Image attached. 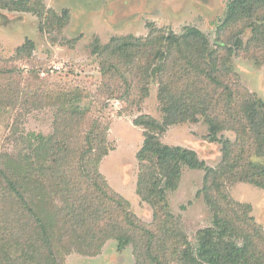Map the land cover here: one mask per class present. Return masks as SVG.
I'll return each instance as SVG.
<instances>
[{
  "label": "trees",
  "instance_id": "16d2710c",
  "mask_svg": "<svg viewBox=\"0 0 264 264\" xmlns=\"http://www.w3.org/2000/svg\"><path fill=\"white\" fill-rule=\"evenodd\" d=\"M3 1L8 3L1 8L19 11L33 0ZM34 1L39 18L54 13L42 0ZM260 2L232 0L219 32L257 12ZM256 27L263 26L254 20ZM148 29L146 36L113 38L94 52L103 55L100 73L109 99L141 109L157 88L162 120L149 114L134 119L145 138L136 155V192L153 210V223L140 220L100 171L113 150L109 126L92 116L81 92L70 98L62 93L57 99L66 103L55 114L51 136H40L37 143L26 139L16 118L8 139L23 146L0 150V264H66L73 253L99 255L110 240L119 251L132 246L135 264H264V230L252 206L235 201L228 188L239 182L264 189V100L226 84L229 70L200 29L185 27L180 34L154 24ZM16 77L22 78L18 70L0 68V114L37 108L38 92L1 83ZM199 116L208 124L207 140L222 145L216 169L195 150L162 142L171 127L196 123ZM184 168L206 172L203 194L213 213L212 225L198 232L196 245L170 211L168 196L179 188Z\"/></svg>",
  "mask_w": 264,
  "mask_h": 264
},
{
  "label": "rangeland",
  "instance_id": "374dc122",
  "mask_svg": "<svg viewBox=\"0 0 264 264\" xmlns=\"http://www.w3.org/2000/svg\"><path fill=\"white\" fill-rule=\"evenodd\" d=\"M54 13L37 16L40 9L29 1L15 11L0 7V68L18 70L22 78L1 81L14 89L38 92L37 108L8 110L0 114V150L16 151L23 145L11 136L10 125L21 121L20 135L32 142L53 133L56 112L64 106L57 96L81 92L82 101L92 108V116H100L109 126L108 141L113 150L103 160L100 171L111 189L131 204V211L144 223H153V210L137 195L138 162L136 155L144 143V130L134 119L149 114L162 120L157 88L152 87L141 109L133 102L110 98L103 85L100 63L103 55L94 52L113 38L141 37L149 32L148 25L182 33L185 27L204 32L210 44L217 47V61L228 68L226 84L239 93H249L264 100V0L257 12L248 14L222 32L219 26L226 18L232 0H42ZM0 0V4H4ZM12 4V3H10ZM31 9L35 12H25ZM256 20L263 27L252 28ZM255 28V27H254ZM255 30H260L255 33ZM31 41L34 46L27 45ZM223 44V47L219 48ZM242 44V48H240ZM24 47L23 52L18 49ZM226 62V66L224 64ZM46 96L44 99V96ZM43 102V103H42ZM209 131L205 118L198 122L171 127L162 137L169 146L195 150L209 167L216 169L222 161V145L207 140ZM226 137L235 139L230 133ZM38 138V139H36ZM14 142H16V145ZM206 172L184 168L179 188L169 193L170 211L181 224L193 245L198 232L210 227L213 213L204 198ZM232 198L252 206V216L264 230V189L245 183H229ZM66 264H135L133 248L118 250L110 240L97 256L73 253Z\"/></svg>",
  "mask_w": 264,
  "mask_h": 264
}]
</instances>
